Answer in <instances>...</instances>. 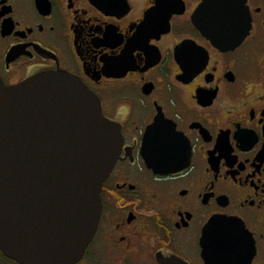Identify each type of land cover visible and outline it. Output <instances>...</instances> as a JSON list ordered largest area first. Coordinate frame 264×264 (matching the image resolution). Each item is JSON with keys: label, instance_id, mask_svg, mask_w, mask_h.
Returning <instances> with one entry per match:
<instances>
[{"label": "flooded vegetation", "instance_id": "obj_1", "mask_svg": "<svg viewBox=\"0 0 264 264\" xmlns=\"http://www.w3.org/2000/svg\"><path fill=\"white\" fill-rule=\"evenodd\" d=\"M60 69L124 145L74 264H264V0H0L4 84ZM159 115L155 144L188 159L168 175L143 155Z\"/></svg>", "mask_w": 264, "mask_h": 264}, {"label": "water", "instance_id": "obj_2", "mask_svg": "<svg viewBox=\"0 0 264 264\" xmlns=\"http://www.w3.org/2000/svg\"><path fill=\"white\" fill-rule=\"evenodd\" d=\"M162 122L159 115L149 127L143 155L155 173L168 175L188 159L170 157L165 141L157 147L152 131L162 130ZM123 146L121 125L102 113L97 94L75 74L43 72L16 86L0 77L4 253L21 264L79 262L98 230L102 187ZM222 225L213 221L211 231ZM214 252L221 260L222 251Z\"/></svg>", "mask_w": 264, "mask_h": 264}]
</instances>
